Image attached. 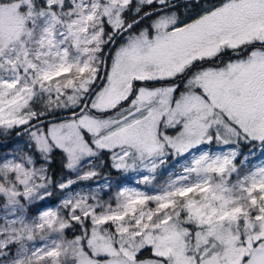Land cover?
<instances>
[{"label":"snow or ice","instance_id":"snow-or-ice-1","mask_svg":"<svg viewBox=\"0 0 264 264\" xmlns=\"http://www.w3.org/2000/svg\"><path fill=\"white\" fill-rule=\"evenodd\" d=\"M10 135L0 264H264V0H0Z\"/></svg>","mask_w":264,"mask_h":264},{"label":"rangeland","instance_id":"rangeland-1","mask_svg":"<svg viewBox=\"0 0 264 264\" xmlns=\"http://www.w3.org/2000/svg\"><path fill=\"white\" fill-rule=\"evenodd\" d=\"M18 139H19L18 137L12 138V135H10L8 138H6L4 136H0V145L6 144V143L14 144ZM0 151H5V149L0 148ZM112 171L113 172L111 173V178L113 180V187L109 192H107V194L101 193V195L105 199H107L108 196L115 194L117 187H118L117 182L123 181V183L128 185V186H135V181L137 180V174L136 173H127L126 178H125V174L117 173L115 170H112ZM68 175H71V173L66 172V174L64 176H68ZM167 175H168L167 172H165L163 176L158 177V181L163 182V180L167 178ZM86 184L91 185L92 181H88V182H86ZM85 190H87V189H85ZM54 197H55V199H53ZM50 201L58 202L57 195H54L53 197H51ZM49 206H54V203H50ZM71 235L72 234L69 233V237H71Z\"/></svg>","mask_w":264,"mask_h":264},{"label":"trees","instance_id":"trees-1","mask_svg":"<svg viewBox=\"0 0 264 264\" xmlns=\"http://www.w3.org/2000/svg\"><path fill=\"white\" fill-rule=\"evenodd\" d=\"M14 135H12V137H13ZM105 160L107 161V163H108V165L110 166V161H108V158L107 157H105ZM57 176H56V179H59L61 176H64L65 174H66V172H67V170H64V171H60V166H59V164H57ZM105 171H106V169H105ZM113 172V171H112ZM111 172V173H112ZM53 199H55V197L53 198Z\"/></svg>","mask_w":264,"mask_h":264},{"label":"water","instance_id":"water-1","mask_svg":"<svg viewBox=\"0 0 264 264\" xmlns=\"http://www.w3.org/2000/svg\"><path fill=\"white\" fill-rule=\"evenodd\" d=\"M65 115H67V114L65 113ZM12 138H16V136H13Z\"/></svg>","mask_w":264,"mask_h":264}]
</instances>
